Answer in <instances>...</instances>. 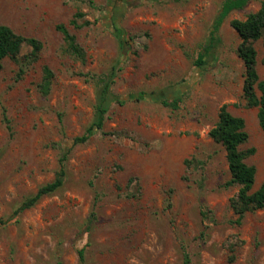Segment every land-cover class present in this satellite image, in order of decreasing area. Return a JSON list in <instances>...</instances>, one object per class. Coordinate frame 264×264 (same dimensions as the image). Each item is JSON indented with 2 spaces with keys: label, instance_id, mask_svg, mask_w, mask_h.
Segmentation results:
<instances>
[{
  "label": "rangeland",
  "instance_id": "rangeland-1",
  "mask_svg": "<svg viewBox=\"0 0 264 264\" xmlns=\"http://www.w3.org/2000/svg\"><path fill=\"white\" fill-rule=\"evenodd\" d=\"M223 1L0 0V21L44 45L20 80L14 60L0 69V218L55 179L61 149L92 122L96 85L81 72L106 73L127 51L115 93L162 90L181 99L176 109L149 100L114 104L104 130L72 148L64 186L0 229V264H81L82 248L84 264H182L184 248L191 264H264V208L238 222L232 199L239 186H224L226 151L209 134L223 104L245 118L249 139L241 149H256L246 161L257 168V190L264 130L259 108L244 98L242 39L232 20L264 0L230 13L199 67ZM78 11L93 24L72 25ZM110 14L127 32L124 47L105 23ZM59 24L76 34L85 60L67 52ZM255 47L264 79V35ZM45 66L55 73L47 96L38 88ZM95 204L98 218L88 229Z\"/></svg>",
  "mask_w": 264,
  "mask_h": 264
},
{
  "label": "trees",
  "instance_id": "trees-1",
  "mask_svg": "<svg viewBox=\"0 0 264 264\" xmlns=\"http://www.w3.org/2000/svg\"><path fill=\"white\" fill-rule=\"evenodd\" d=\"M249 1L250 0L223 1L221 10L216 16L210 32L209 44L205 46V52L201 53L196 60L197 66H202L205 55L210 53V49L214 44L221 41L220 30L230 13L234 10L245 8ZM108 12L110 13L111 11L108 10L107 13ZM97 21L98 20H96V22ZM70 23L76 28H83L92 25L93 21L86 18V13L78 11ZM105 23H107L110 31L114 33L120 44L124 47V45L129 42V38L127 32L119 24L115 15H108ZM232 26L237 30L242 39L238 47V55L244 61L246 67L244 98L248 106H256L259 108V123L264 130V79L260 78L258 72V51L255 47V42L264 35V2L259 10L249 13L245 19L232 20ZM57 29L64 35L67 52L76 59L85 60L86 50L78 41L76 34L72 33L65 24H59ZM25 46H29L31 50L26 54H22ZM43 47V42L40 39L18 33L10 25L0 21V69L3 66L4 59L10 58L14 60L19 65V71L16 77L17 80L23 78L30 66L39 59ZM127 55V51H122L121 58L123 61L127 60ZM122 60L115 63L106 73H80V75L85 76L96 85L94 117L92 122L82 135L74 138L72 147L61 149L59 170L56 173L55 179L42 185L36 193L26 197L14 209L12 215L0 218V229L5 228L10 223H18L21 214L25 210L34 207L44 196L53 194L64 186L67 178V162L72 148L76 145L88 142L96 132H102L104 130L108 113L114 104L124 105L132 101L149 100L162 103L174 109L180 106V98L170 99L162 90L153 92L139 91L128 95H119L115 93L113 86L119 71L122 69ZM54 77L55 73L52 68L45 66L43 69L42 81L38 86L39 91L43 95L47 96L51 93ZM258 90L260 94H258ZM3 116L7 128L11 130L12 127L7 113L4 112ZM104 134L107 133L104 132ZM109 134L120 136L119 133L110 132ZM209 134L216 142L221 143L226 151L231 178L224 186H239L237 195L232 199V207L239 215L238 222H241L247 212L264 208V180L261 186L253 191L257 168L246 161L250 155L256 152V149H241V146L249 139L246 120L242 116L232 114L228 110V105L223 104L219 112V120L210 130ZM186 162L188 166H193L195 164V159H188ZM97 218L95 204L87 220L88 229L92 228ZM78 254L80 263L84 264L86 258L85 249H80ZM191 262L190 253L184 248L182 264H191Z\"/></svg>",
  "mask_w": 264,
  "mask_h": 264
},
{
  "label": "crops",
  "instance_id": "crops-1",
  "mask_svg": "<svg viewBox=\"0 0 264 264\" xmlns=\"http://www.w3.org/2000/svg\"><path fill=\"white\" fill-rule=\"evenodd\" d=\"M237 31V30H236Z\"/></svg>",
  "mask_w": 264,
  "mask_h": 264
}]
</instances>
